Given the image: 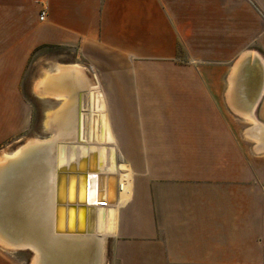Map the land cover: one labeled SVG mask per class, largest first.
I'll use <instances>...</instances> for the list:
<instances>
[{
    "label": "crops",
    "instance_id": "0c3cea01",
    "mask_svg": "<svg viewBox=\"0 0 264 264\" xmlns=\"http://www.w3.org/2000/svg\"><path fill=\"white\" fill-rule=\"evenodd\" d=\"M45 7L40 20L34 0H0V99L21 97L42 46L77 48L109 75L103 130L131 181L107 242L140 245L147 259L131 264H264V0ZM46 75L37 86L63 92Z\"/></svg>",
    "mask_w": 264,
    "mask_h": 264
},
{
    "label": "bare ground",
    "instance_id": "6f19581e",
    "mask_svg": "<svg viewBox=\"0 0 264 264\" xmlns=\"http://www.w3.org/2000/svg\"><path fill=\"white\" fill-rule=\"evenodd\" d=\"M55 72L49 77L52 89L62 90L57 96L66 100L58 116L60 128L51 140L54 147L34 142L0 160V244L13 250H32V264H98L94 247L99 246L101 236L114 229L116 205L130 195L131 174L125 163L115 162L111 154L108 159L98 147L105 141V114L92 109L87 101V115L82 118L87 98L75 92L82 88L77 77L80 72L63 67ZM49 122L47 118V130ZM68 140L77 142L67 144ZM58 173L63 175L60 183ZM60 204L63 211L57 210ZM70 206L72 224L68 233L66 214ZM79 210L81 231L77 232Z\"/></svg>",
    "mask_w": 264,
    "mask_h": 264
},
{
    "label": "rangeland",
    "instance_id": "374dc122",
    "mask_svg": "<svg viewBox=\"0 0 264 264\" xmlns=\"http://www.w3.org/2000/svg\"><path fill=\"white\" fill-rule=\"evenodd\" d=\"M59 67H76L80 70L81 73L77 77L80 79L82 88L75 92L76 95L83 94L87 98L83 110L84 117L82 116V118H86L88 101L93 107L92 109L105 114L103 124L107 126L109 107L100 103V95L102 92L104 97L109 96V90L102 87V82L109 80V75L101 72V66L97 68V66L88 63L77 48L48 46L31 56L28 65L25 67L23 79L19 85L21 97L0 99V160L5 155L23 151L34 142L38 143L39 146L54 147L51 140L56 135L57 128H60L58 116H60L64 106L63 102L66 99L63 100L56 94H47L37 84L44 79L47 72L52 73V75L56 74L55 70ZM47 118H50L48 130L45 126ZM107 133L103 135V140H105L101 142L103 145L98 147L103 148L106 157L109 159L111 153L108 142H111L112 138L105 137ZM66 142L69 144L77 141L68 140ZM114 157L118 159L119 156L114 155ZM259 157L264 160V156ZM258 168L259 173L264 175V164H259ZM105 236H101L99 250H96L100 257L99 264H131V261L134 260L147 259V253H141L140 245L112 242L111 240L107 242ZM0 253L10 258L11 264H32L35 258L34 252L30 249L13 250L1 244ZM1 261L0 264H3Z\"/></svg>",
    "mask_w": 264,
    "mask_h": 264
},
{
    "label": "water",
    "instance_id": "95a60500",
    "mask_svg": "<svg viewBox=\"0 0 264 264\" xmlns=\"http://www.w3.org/2000/svg\"><path fill=\"white\" fill-rule=\"evenodd\" d=\"M83 161V160H82ZM70 171V170H69ZM63 175H62V173H58V181H57V183H60L62 180H61V178L60 177H62ZM69 177H70V175H69ZM91 176H89L88 177V191H89V193H90V182H91V178H90ZM69 181H70V178H68V186H69ZM68 193H69V190H68ZM89 196H90V194H89ZM69 198H70V195L68 194V198H67V203H72V202H70V200H69ZM89 199V198H88ZM56 200H58V199H56ZM89 202V201H88ZM60 203L61 204H63V200L61 199V201H60ZM58 205L57 206V210L58 209H60L61 211H63V208H64V205ZM81 204H85V203H81ZM83 208V207H82ZM82 208H79V209H82ZM71 209H72V207L70 206L69 208H68V210H67V214H66V225H67V232L69 233V231H71L70 230V226H71V224H72V213H71ZM91 210V207H88L87 208V215H86V219H87V226H88V215H89V211ZM80 210H79V212H78V214L76 215V222H77V226H78V231L77 232H79V231H81L79 228H80V224H81V219H80ZM57 215V214H56ZM58 218H56V229L58 230Z\"/></svg>",
    "mask_w": 264,
    "mask_h": 264
},
{
    "label": "built area",
    "instance_id": "2783aa9c",
    "mask_svg": "<svg viewBox=\"0 0 264 264\" xmlns=\"http://www.w3.org/2000/svg\"><path fill=\"white\" fill-rule=\"evenodd\" d=\"M45 1L46 0H34V2L42 7L41 14H40V20H44V18L47 16V11L45 7Z\"/></svg>",
    "mask_w": 264,
    "mask_h": 264
},
{
    "label": "trees",
    "instance_id": "16d2710c",
    "mask_svg": "<svg viewBox=\"0 0 264 264\" xmlns=\"http://www.w3.org/2000/svg\"><path fill=\"white\" fill-rule=\"evenodd\" d=\"M45 47H48V46H42V47L36 49V50L33 52L32 56H33L36 52H38L39 50H41V49H43V48H45Z\"/></svg>",
    "mask_w": 264,
    "mask_h": 264
}]
</instances>
